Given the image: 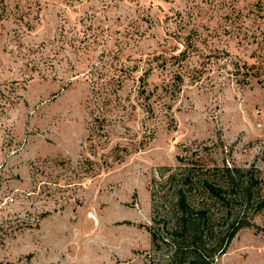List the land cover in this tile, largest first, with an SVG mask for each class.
I'll list each match as a JSON object with an SVG mask.
<instances>
[{
    "label": "rangeland",
    "instance_id": "1",
    "mask_svg": "<svg viewBox=\"0 0 264 264\" xmlns=\"http://www.w3.org/2000/svg\"><path fill=\"white\" fill-rule=\"evenodd\" d=\"M7 7L23 12L0 24V90L13 101L0 113V264H171L152 242L150 188L180 158L253 167L264 198V65L245 84L232 66L264 62V0ZM193 30L202 52L180 63L176 90L153 65L145 88L163 94L146 105L148 55ZM214 49L222 58L200 54ZM119 62L131 67L121 82ZM214 263L264 264V208Z\"/></svg>",
    "mask_w": 264,
    "mask_h": 264
},
{
    "label": "trees",
    "instance_id": "2",
    "mask_svg": "<svg viewBox=\"0 0 264 264\" xmlns=\"http://www.w3.org/2000/svg\"><path fill=\"white\" fill-rule=\"evenodd\" d=\"M7 1L0 0V24L4 18L18 15L20 13L17 12L21 11L9 9ZM180 32L175 33L170 43H163L159 51L149 54L145 60L148 67L138 77V93L148 106L152 97L155 99L163 94L145 88V80L153 65L172 73L176 90L183 79L180 63L192 52H202L195 44V30L185 36H181ZM246 34L244 38L249 37ZM200 54L203 57L222 58L215 49L211 53ZM110 57L115 58L117 63V53ZM259 58L261 64L257 71L255 64H239L237 60L234 61V74H240L238 82L245 84L248 76L259 77V70L264 65L261 56ZM116 63H110L109 66L119 70L120 75H113L112 78L121 82L125 76H130L131 67L124 62ZM100 70L103 72V69ZM11 103L12 99L5 97L0 90V113ZM70 162L61 158L53 161V164H66L69 167ZM45 163V160L42 161L34 169L40 171ZM83 163L91 165L92 161L85 159ZM152 184V224L149 230L156 247L167 245L170 248L168 258L171 264L184 261L187 264H215L214 259L225 251L235 234L241 228L251 226L254 214L264 208L261 178L253 167L208 165L202 161L187 162L180 158L176 166L159 167L157 176L152 178Z\"/></svg>",
    "mask_w": 264,
    "mask_h": 264
}]
</instances>
